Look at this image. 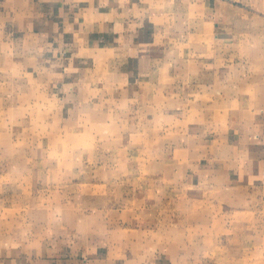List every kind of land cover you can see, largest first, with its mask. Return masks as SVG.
<instances>
[{
    "label": "rangeland",
    "instance_id": "rangeland-1",
    "mask_svg": "<svg viewBox=\"0 0 264 264\" xmlns=\"http://www.w3.org/2000/svg\"><path fill=\"white\" fill-rule=\"evenodd\" d=\"M158 11L165 65L150 87L98 60L61 82L35 69V41L0 36V262L53 239V259L76 246L97 264H264V180L229 184L223 121L201 134L194 96L159 87L180 77L166 65L188 51L192 25L175 0ZM211 60L230 66L228 45Z\"/></svg>",
    "mask_w": 264,
    "mask_h": 264
},
{
    "label": "crops",
    "instance_id": "crops-1",
    "mask_svg": "<svg viewBox=\"0 0 264 264\" xmlns=\"http://www.w3.org/2000/svg\"><path fill=\"white\" fill-rule=\"evenodd\" d=\"M166 2L0 0V36L3 40L35 41L42 50L35 69L50 67L61 82L69 81L71 76L79 79V74L90 70L98 60V64L113 69L117 78L128 81L129 86L150 87L158 85L153 83L152 72L165 65L164 57L156 56L154 51L158 41V10ZM175 2L187 8L188 16H182V22L192 25L189 49L178 48L176 59L166 65L168 80L171 72L180 76L176 82L169 84L164 79L156 82H161L159 87H177L179 91L184 88L194 96L193 103L202 111L197 115L202 123L198 126L201 134L206 125L223 121L228 134L229 184L260 185L264 180V0ZM222 45H228V56L232 59L225 69H219L215 60H211ZM194 52L199 54L198 58ZM236 57L240 62L234 60ZM188 72L193 75L192 82L183 80ZM170 90H166L167 95ZM48 241L19 251L14 262L0 263L88 264L80 255L87 256L89 263H98L96 255L81 254L76 246H72L79 254L76 258L53 259L59 253L55 254L54 240L51 247Z\"/></svg>",
    "mask_w": 264,
    "mask_h": 264
}]
</instances>
